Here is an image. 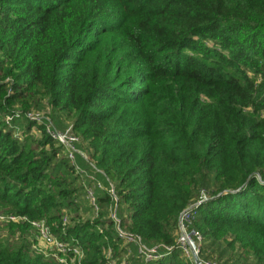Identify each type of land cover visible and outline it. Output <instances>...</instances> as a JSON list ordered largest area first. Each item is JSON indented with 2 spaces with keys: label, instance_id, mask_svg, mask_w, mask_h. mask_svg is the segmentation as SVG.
Segmentation results:
<instances>
[{
  "label": "trees",
  "instance_id": "1",
  "mask_svg": "<svg viewBox=\"0 0 264 264\" xmlns=\"http://www.w3.org/2000/svg\"><path fill=\"white\" fill-rule=\"evenodd\" d=\"M48 123L100 168L97 208ZM202 192L199 257L264 264V0H0V264H65L40 219L82 264H194Z\"/></svg>",
  "mask_w": 264,
  "mask_h": 264
},
{
  "label": "built area",
  "instance_id": "2",
  "mask_svg": "<svg viewBox=\"0 0 264 264\" xmlns=\"http://www.w3.org/2000/svg\"><path fill=\"white\" fill-rule=\"evenodd\" d=\"M31 116L38 118L36 113H29ZM46 131L51 135L52 138L59 142L66 155L70 158L77 172L82 176L86 177L87 181L85 183V192L86 197L89 202L97 208L96 196H95V187L101 186V182L97 177V173L100 172L93 161H90L91 169H84L76 162V154L82 155L85 159H90L88 152L83 150L78 146L80 141V136L75 133L70 127L60 130L54 127L51 123L46 125ZM91 160V159H90ZM109 191L112 193L113 198H116V195L113 191V188L110 187ZM206 198V193L202 192L198 200L193 201L188 204L180 213L178 218V235L177 243L181 247L183 253L190 257L194 264H223L216 259H201L199 257L200 244L202 241L200 233L193 228L188 226V222L191 218V215L195 212L194 208L198 202ZM112 216L116 219L115 213L112 212ZM1 218H10L17 220L18 217L14 215H1ZM67 221V215H64L63 222ZM32 223L37 227V244L36 246L41 249L43 252L52 255L57 260L64 262L65 264H82V250L78 245H73L69 241H65L55 234L52 233L49 224L44 220H33ZM117 232L119 237L123 238L126 242L132 241L137 244L138 252L144 260L156 259L161 256V253L157 251L156 247H147L144 243L141 242L139 235L135 233L128 232L117 226ZM42 242V243H41ZM194 255L198 256L199 263L194 261ZM71 256V257H69ZM110 264H115L114 261H110Z\"/></svg>",
  "mask_w": 264,
  "mask_h": 264
},
{
  "label": "water",
  "instance_id": "3",
  "mask_svg": "<svg viewBox=\"0 0 264 264\" xmlns=\"http://www.w3.org/2000/svg\"><path fill=\"white\" fill-rule=\"evenodd\" d=\"M194 261L196 262V263H199V258H198V256H196V255H194Z\"/></svg>",
  "mask_w": 264,
  "mask_h": 264
},
{
  "label": "rangeland",
  "instance_id": "4",
  "mask_svg": "<svg viewBox=\"0 0 264 264\" xmlns=\"http://www.w3.org/2000/svg\"><path fill=\"white\" fill-rule=\"evenodd\" d=\"M88 215H93V210H90L88 211ZM42 243V242H41Z\"/></svg>",
  "mask_w": 264,
  "mask_h": 264
}]
</instances>
